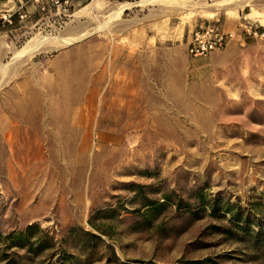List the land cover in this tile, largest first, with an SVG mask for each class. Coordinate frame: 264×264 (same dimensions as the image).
I'll return each instance as SVG.
<instances>
[{"label": "rangeland", "instance_id": "rangeland-1", "mask_svg": "<svg viewBox=\"0 0 264 264\" xmlns=\"http://www.w3.org/2000/svg\"><path fill=\"white\" fill-rule=\"evenodd\" d=\"M141 1L0 0V264H264V0Z\"/></svg>", "mask_w": 264, "mask_h": 264}, {"label": "built area", "instance_id": "built-area-1", "mask_svg": "<svg viewBox=\"0 0 264 264\" xmlns=\"http://www.w3.org/2000/svg\"><path fill=\"white\" fill-rule=\"evenodd\" d=\"M95 1V0H85ZM113 2H124L126 0H107ZM137 1V0H130ZM51 4L56 7H62L69 4V0H50ZM13 15H5L3 17L4 22L12 24ZM21 18L25 16L20 15ZM241 32L246 37L258 38L260 32L250 23L240 24ZM233 33L226 32L217 23L203 24L197 27L190 37L187 45V53L192 58H204L212 55L213 53L224 52L231 40L233 39Z\"/></svg>", "mask_w": 264, "mask_h": 264}, {"label": "bare ground", "instance_id": "bare-ground-1", "mask_svg": "<svg viewBox=\"0 0 264 264\" xmlns=\"http://www.w3.org/2000/svg\"><path fill=\"white\" fill-rule=\"evenodd\" d=\"M154 1H158V0H142L141 2H139V3H137V4H129V3H127V4H119L116 8H114V9H112L111 10V13L114 15V16H119V15H121V14H123V12H125L126 10H129L131 7H133L134 5H138V6H140V4H145L146 2H154ZM160 1V0H159ZM164 1H166V0H164ZM92 2H94V1H92ZM148 4V3H147ZM146 5V4H145ZM88 7H90V5L88 6ZM256 16V17H255ZM254 17L255 18H258L259 19V21L261 22V23H264V19L262 18V17H260L259 15H255ZM206 17H209V18H212V17H214L213 15H208V14H206Z\"/></svg>", "mask_w": 264, "mask_h": 264}]
</instances>
